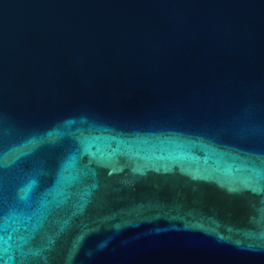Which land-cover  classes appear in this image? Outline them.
Segmentation results:
<instances>
[{
	"label": "water",
	"instance_id": "1",
	"mask_svg": "<svg viewBox=\"0 0 264 264\" xmlns=\"http://www.w3.org/2000/svg\"><path fill=\"white\" fill-rule=\"evenodd\" d=\"M0 256L264 264V0H0Z\"/></svg>",
	"mask_w": 264,
	"mask_h": 264
},
{
	"label": "snow or ice",
	"instance_id": "2",
	"mask_svg": "<svg viewBox=\"0 0 264 264\" xmlns=\"http://www.w3.org/2000/svg\"><path fill=\"white\" fill-rule=\"evenodd\" d=\"M3 241V237H0V242ZM0 264H11L10 259L9 260H5L2 256H0Z\"/></svg>",
	"mask_w": 264,
	"mask_h": 264
}]
</instances>
